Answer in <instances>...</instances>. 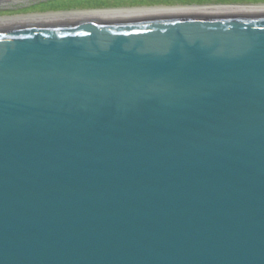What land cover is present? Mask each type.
Here are the masks:
<instances>
[{"label": "water", "instance_id": "water-1", "mask_svg": "<svg viewBox=\"0 0 264 264\" xmlns=\"http://www.w3.org/2000/svg\"><path fill=\"white\" fill-rule=\"evenodd\" d=\"M0 264H264V11L0 24Z\"/></svg>", "mask_w": 264, "mask_h": 264}, {"label": "bare ground", "instance_id": "bare-ground-1", "mask_svg": "<svg viewBox=\"0 0 264 264\" xmlns=\"http://www.w3.org/2000/svg\"><path fill=\"white\" fill-rule=\"evenodd\" d=\"M264 11V0H0V24L93 16Z\"/></svg>", "mask_w": 264, "mask_h": 264}]
</instances>
